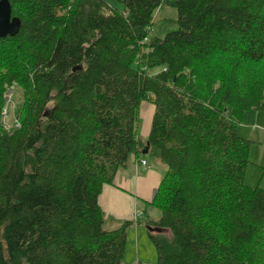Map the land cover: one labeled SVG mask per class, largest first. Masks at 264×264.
<instances>
[{
	"label": "trees",
	"instance_id": "trees-1",
	"mask_svg": "<svg viewBox=\"0 0 264 264\" xmlns=\"http://www.w3.org/2000/svg\"><path fill=\"white\" fill-rule=\"evenodd\" d=\"M113 1L8 0L20 27L0 39V264H122L134 223L105 228L98 197L134 156L165 169L154 264H264V190L244 183L254 142L238 134L264 113V0ZM162 3L178 29L148 39Z\"/></svg>",
	"mask_w": 264,
	"mask_h": 264
},
{
	"label": "crops",
	"instance_id": "crops-1",
	"mask_svg": "<svg viewBox=\"0 0 264 264\" xmlns=\"http://www.w3.org/2000/svg\"><path fill=\"white\" fill-rule=\"evenodd\" d=\"M153 111V106L148 103L141 105L138 135L143 140H146L149 133ZM251 112L254 111H248L243 115L241 121L243 131L249 130L254 124L260 125L264 130V125L259 124L260 119L263 118L261 116L264 115L260 112ZM259 135L258 133L255 139ZM142 160L145 164L141 163ZM164 170L157 160L149 156L139 158L134 156L128 166L117 173L113 184L106 185L98 197V204L105 214V221L109 220L112 223L113 226H110L112 229L117 228L124 221L134 223L127 232L122 264H148L155 259L149 238L145 235L147 222L144 224L141 221L145 215L147 221L156 222L159 219V212L151 206V203Z\"/></svg>",
	"mask_w": 264,
	"mask_h": 264
},
{
	"label": "rangeland",
	"instance_id": "rangeland-1",
	"mask_svg": "<svg viewBox=\"0 0 264 264\" xmlns=\"http://www.w3.org/2000/svg\"><path fill=\"white\" fill-rule=\"evenodd\" d=\"M109 3L119 9H121L122 7L113 0H109ZM160 7L161 8H158L154 13L152 24L149 28L148 39H152V38L162 39L165 37L167 33L176 31L178 29V25L176 23L177 20L176 10L164 3H162ZM157 71L158 69H153L151 72L155 73ZM18 100H19V95L16 92L15 93L11 92V90L5 97V101L6 103H8L6 109L4 108V112H3V117H4L3 123L6 129H10L12 126L17 127L19 125L18 119L14 114V111L18 104ZM260 113L261 115H264V113L262 112ZM261 117L263 118L260 119L259 124L264 125V116ZM253 126L254 128L252 129ZM258 133L262 136L259 135V137L255 139ZM238 134L241 137L250 139L254 142L251 145L249 151L250 163L247 165L245 170L244 183L249 187L259 186V188L264 190V130L263 128L261 129L260 125L254 124L249 127V130L243 131V125L241 122V124H239L238 126ZM147 220L148 218L145 215L142 217L141 223L145 224L146 222H148ZM110 226H113L112 223L109 220H106L105 228L112 229V227ZM145 235L146 237L148 236L147 230H145ZM149 243L151 244V247L154 251L155 259H153V261L148 264H154L157 261L156 258L157 253L150 240Z\"/></svg>",
	"mask_w": 264,
	"mask_h": 264
},
{
	"label": "water",
	"instance_id": "water-1",
	"mask_svg": "<svg viewBox=\"0 0 264 264\" xmlns=\"http://www.w3.org/2000/svg\"><path fill=\"white\" fill-rule=\"evenodd\" d=\"M20 27L18 18L11 15V6L8 0H0V39L15 36ZM142 154H146L148 144ZM153 231L159 232L160 229L154 228Z\"/></svg>",
	"mask_w": 264,
	"mask_h": 264
},
{
	"label": "built area",
	"instance_id": "built-area-1",
	"mask_svg": "<svg viewBox=\"0 0 264 264\" xmlns=\"http://www.w3.org/2000/svg\"><path fill=\"white\" fill-rule=\"evenodd\" d=\"M141 163H142V164H145V162H144L143 160L141 161Z\"/></svg>",
	"mask_w": 264,
	"mask_h": 264
}]
</instances>
